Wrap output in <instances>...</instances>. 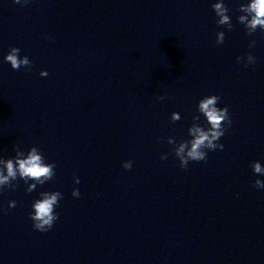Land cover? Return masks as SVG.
I'll return each mask as SVG.
<instances>
[{
	"label": "water",
	"instance_id": "95a60500",
	"mask_svg": "<svg viewBox=\"0 0 264 264\" xmlns=\"http://www.w3.org/2000/svg\"><path fill=\"white\" fill-rule=\"evenodd\" d=\"M216 2L0 0V158L35 146L56 163L0 186V264H264V28L239 20L247 0L218 23ZM10 46L31 66L4 62ZM208 94L231 114L224 148L181 168ZM49 191L59 219L40 232L28 213Z\"/></svg>",
	"mask_w": 264,
	"mask_h": 264
},
{
	"label": "clouds",
	"instance_id": "9594fccd",
	"mask_svg": "<svg viewBox=\"0 0 264 264\" xmlns=\"http://www.w3.org/2000/svg\"><path fill=\"white\" fill-rule=\"evenodd\" d=\"M31 0H13L15 4L27 5ZM241 10L246 15H241L239 20L245 26L254 31L258 27L264 28V0H247L242 4ZM216 15L220 17L218 23L229 24L230 17L227 14V8L223 0H217L212 5ZM217 43H223V33L217 36ZM21 49L17 46H10L9 50L4 54V62L10 63L14 70L20 69L22 66H31L32 61L28 55H21ZM256 57L251 54L247 57V62L242 63L244 67L255 65ZM241 60L237 57V62ZM40 75L46 77L48 75L47 69H41ZM158 100H163V95L156 97ZM220 97L216 94H208L201 97L198 101V111L202 114L204 119V126L194 124L189 128L191 140L182 141L175 149V155L179 157V165L181 168H187L189 161H203L207 159L208 151L223 150L224 144L220 143V138L224 136L228 127H231L232 118L228 106H219L218 101ZM173 119H179L175 114ZM194 120H200L201 116L193 117ZM190 145V146H189ZM161 160L167 159V154H161ZM125 169H131L133 161L131 159L123 162L122 165ZM56 167L55 161L47 163L41 151L33 146L27 153L18 152L15 159H2L0 158V186L10 183V180L16 179L19 175L27 181L29 178L33 179L39 184H43L45 180L50 179L54 175ZM251 168L254 174L257 175L253 182V187L257 189H264V164L260 160L251 162ZM43 178V179H41ZM77 184L80 183L79 177L74 176ZM35 187L31 185L29 191ZM72 196L79 197V188L72 189ZM41 198L35 199L31 203V210L28 215L32 221V227L40 232H47L52 228L54 222L59 219V213L55 211L59 204L62 194L59 191H49L40 194ZM16 203L9 202V207H14Z\"/></svg>",
	"mask_w": 264,
	"mask_h": 264
}]
</instances>
